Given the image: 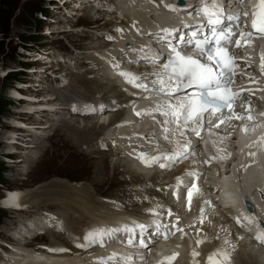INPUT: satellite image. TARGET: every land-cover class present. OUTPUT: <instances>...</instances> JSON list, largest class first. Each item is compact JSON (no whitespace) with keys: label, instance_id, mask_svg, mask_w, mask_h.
<instances>
[{"label":"bare ground","instance_id":"bare-ground-1","mask_svg":"<svg viewBox=\"0 0 264 264\" xmlns=\"http://www.w3.org/2000/svg\"><path fill=\"white\" fill-rule=\"evenodd\" d=\"M86 1H87V3H89L91 5L89 7V9L87 11H82V9H78L75 12L76 15L77 14L83 15V18L85 20L92 19V20L98 21L97 25H95V23L93 24L94 26H100V25H103V26L108 25L109 26V27L108 26L106 27L107 30L102 31V35L99 36L96 34L95 37H94V35L90 36V37L94 38V40H92V42H94L93 44H92V42H87V44L90 43V45H92L91 49H93V53L88 54V56L86 55L87 56L86 58H87V60L90 59L92 62H94V64H93L92 68L90 67L89 70L86 69V71H87V73H90L89 75H93V77H92L93 80L87 79V77L77 78L76 82L73 81L74 83H72V85H70V86L67 85L66 87H63V89H66V88L72 86L70 91H72L73 95H69L66 92L62 93L63 91L60 90L58 88V86H57V88L59 89V92L56 91L55 89H57V88L53 87V84H55V81L51 78V74H45L42 72V73H40L41 77L35 79L32 82H28L29 84H35L37 88H32V89L28 88L27 89V87H25V88L23 87V84H22V88L25 90L36 89V90H39L42 92H48L46 94L39 95L41 97V99H45V100L37 102V103H32L34 105H32V104L31 105L33 107L46 105L45 107H47L49 109H50V105H52V104L58 105V106L63 105V107H58V108H56V106H53L54 109L61 110L60 111L61 113L65 112V110H68V113H69V110H70V111H72V113H75L76 116L78 115V116H82V117H86V118L87 117L92 118L93 112L83 111L84 108L87 107V108L97 109V110H99L98 108L105 107V106H108L110 108H116V110H114V109L109 110V111L114 110V112L112 114H109V115L107 114L108 116H106V114H105L106 112H108V110L96 111L98 117L93 118L92 124L90 123L91 121H89V122H87L88 124H86V125L81 124V126L83 125L82 127L80 126L81 128L76 124V123H79V117H76L77 118L76 121L73 122L71 120L72 118L66 117V116H68L67 114H65L66 116H60L59 115L61 118L59 117V119L56 122L52 121L51 123H49L48 121H43V122H39V124H37L38 127L45 126L46 124H49L50 127L54 126L52 128V131H54V132L60 131V133L57 134V138L61 137L63 134H64V136H66L65 140L68 141L67 146H70L71 143H74V144H76L77 147H79L81 149L88 148L89 151L91 152L90 153L91 156L93 155L96 158H101L103 160V163L105 162L103 167H102V169L105 170L106 165L108 163V159L112 155V153L114 154V151L117 149V147H116L117 145L115 144L114 147L112 148L110 145H108V144H111L108 141V137L107 138H105V137L99 138L98 137L103 132L105 127L108 128L110 125V123H109L108 125L105 126L103 123L102 124H101V122L99 123V120L100 119L105 120L106 117H108V118H110L109 119L110 122L114 121V120L118 119L124 113V111H128L129 115H131V113H130L131 107L128 106L127 104L129 102V100L131 98H133V92H131L130 90H128L126 88L118 86L116 83H114V82H117L115 80L113 82L109 81L111 79H109L107 75L106 76L104 75L102 55L103 56L106 55L104 53V51L109 50L112 44L116 45V42L112 38H109L108 33L112 34V36L116 37L117 39L122 38V36L120 35V33L114 32L113 28L115 27V25L118 26V24H116L117 22L116 23L113 22V20L111 19L112 18L111 15H110L111 17L109 19H107V17H106V19H105L106 21L103 22L102 19H104V15H99L100 14L99 13L98 15L94 16V13L91 12V10L95 9L98 12H101V11L107 12L106 10L109 9V7H111V6L109 5V3H107V0H86ZM117 1L118 2H114V5L112 3V6H113L112 9L115 10L112 12L113 13L117 12L119 15H122L123 19H121L119 21L121 23L120 26L123 27L122 32L124 34H127L125 32V29H124L125 27L123 26V24L127 25L129 18H128V15H124L121 10H126L127 12L130 13L131 9H134L137 12H140L141 16L145 17L144 11L145 12H147V11L151 12L152 11L151 8L157 9L156 3H158L160 0H117ZM162 1L166 5H172L173 6L172 0H162ZM221 1H223V0H220V2ZM71 3H73V4L70 5V7L71 6L74 7V6L78 5V0H75V1L73 0ZM117 8H119V11L117 10ZM170 12H171V10H169L168 7H167V9H161V11H160L161 14L158 15V18L161 19V18H163V15H165L166 13H170ZM117 16H116V19H118ZM108 17H109V15H108ZM62 19H64V17H61V18L57 17L55 20H57V21L61 20L62 21ZM134 25L137 26V24H134ZM66 27H67V25H64V24L61 25L60 24L59 26H55V27H52L50 29L55 31V32H53V34L56 33L59 35L60 32L61 33L63 32L62 29H65ZM127 29L129 30V35L130 34L135 35L134 27L129 26ZM101 41H103L104 44L100 43ZM263 41H264V38H263ZM98 43H99V45H98ZM246 46L248 47L249 45H246ZM97 48H100L99 51L97 50ZM89 49L90 48L86 49V51H92ZM96 51H98L97 52L98 55H97ZM114 51H116L117 54L119 53V49H117V48H115ZM125 51H128V49ZM50 56L51 55H47V57H45V58H49ZM52 56H54L55 58H60V56L56 57L55 54ZM64 57H63V59H65ZM65 60H66L65 62H67V59H65ZM248 61H256V60H255V58L249 56ZM44 65H46V67H50V68L55 67L54 65L50 66L46 63ZM34 69L43 70L45 68H43V67L40 68L37 66ZM66 71L70 73L72 70L65 69V73H64L65 76L67 75ZM145 75L148 76L147 73H145ZM59 77H61V76H59ZM59 80H60V78H58V81ZM241 87H242V85L239 86V88H241ZM135 91H137V90H135ZM24 93H26V91ZM259 93L261 95H264V90L260 91ZM19 94H23V92L21 93L19 91ZM23 97H25V95L21 96L20 101H21V99H23ZM72 98L74 99V101ZM134 98L142 99L143 96L142 97L136 96ZM16 101L19 104V101L14 99L15 103H16ZM245 101H246V99H243L242 103ZM72 106H74V107H72ZM29 108H31V107H27L23 111L21 110L22 112H16V114L13 116L14 118L11 121L12 124L11 123H4L2 125L5 129H7V130L9 129L12 131L11 135L13 134V132L16 133L17 136H15L14 138L10 137L11 140L9 139L10 143L14 139V145H16L17 142L18 143L24 142L26 144H28L29 142H33L35 145H37V143H36L37 139L46 137V133H45V135L42 136V134H40V133L37 134L38 133L37 131H33L32 132L33 134H32L30 130H28V132H27L23 129L21 130L20 127H17V126L14 127V125H13L15 122L14 119L19 120L20 122L24 121V123H25V120L31 118L33 124L38 122L37 119L32 118L33 113L29 112ZM61 108H65L64 111H62L63 109H61ZM50 110H53V109L51 108ZM46 113H48V112L45 110L44 111L42 110L39 112V114L41 116L48 115ZM37 116H38V114H37ZM129 119L134 120V119H132V117H129ZM135 123H142V122L141 121H139V122L132 121L131 124H128L126 127L128 129H132L133 126L135 125ZM146 123L148 126H150L151 129L155 130V128H158L154 124L152 125L151 122H146ZM254 123H255V120H252V119L247 120V121L245 120V124L248 125L249 128L252 127L254 125ZM234 125L235 124L233 122L228 121L227 124H221L220 127L223 128L225 130V132H227ZM96 127H98V129H97V131L95 130L96 132H94L93 130ZM41 131H43V132L46 131L48 133L49 130H47V128H42ZM91 131H93V132H91ZM66 132H68V135L73 136L72 140L69 139V136L66 134ZM155 132L157 133L158 131H155ZM7 134H8V132H7ZM48 135H49V133L47 134L46 138H50V136H48ZM213 135H214V133L210 132L208 134V136L205 137L204 139L207 140V142H208L209 138ZM128 136H129L128 142L125 145H128V143L130 145H132V143L136 140L137 137L135 135H128ZM24 137L26 138V140H24ZM59 140H60V138H59ZM113 140L118 143V141L120 139L118 137H115V138H113ZM107 141H108V144H107ZM121 142H124V140H121ZM227 142H229V141H227ZM6 143H7V141H6ZM101 145H106V146L102 147ZM224 146H226V145L223 144V147ZM64 147H66V146L63 145V147H60L58 149L56 148L57 150L55 152V156H57L60 152V149L64 148ZM14 148H15V146H14ZM124 148L128 149L127 146H125ZM210 148H212V147L209 146V149ZM243 148H244L243 152L251 151L252 150V143H249V142L245 143L243 145ZM256 149L257 148H255V145H254L252 151L255 152ZM22 152H26V150L24 149V150H22ZM27 155L30 157L34 156V154L31 153L29 150H27V154H25L24 156H27ZM244 156H246L245 153H244ZM69 157H74V156H69ZM115 158L116 159L114 160V163H113L114 167H115L114 173L109 179H108V177H106L105 181L114 182L115 176L116 175L120 176V179L113 185V187H111V189L117 188L120 190V192L118 193V196L117 197H108V199L117 200L119 202V205L118 204L115 205L112 203L110 204L107 202L104 203V202H101L99 200L97 201L92 196L93 195L92 192H89L86 188H82L80 190H75L72 187L68 186L67 181H66L67 183L66 182H55V181L51 182L50 184H52V185H49V187L47 185V187H48L47 190L43 189L40 192L37 190L36 192H34L33 195H29L28 198L22 197L20 194V197L16 203H14V201H15L14 198L18 195L17 192H14V193L10 194L9 196H7L5 198L6 199L5 204L10 203L12 205V207L15 205L14 207L18 210H16V211L14 210V211L18 212V213L20 210H23L22 212L25 211V209L27 208V207H24L26 202L27 203L28 202L33 203L34 200L38 199L40 203L44 204L47 202V204L52 206L53 209L56 208L58 211L59 210L61 211V214L65 212L67 215L64 218H62L64 220H62L61 217H59L57 220H55V222H52V221L49 222L48 220H46L47 218L42 217V215H37V214L29 217L28 219L22 218L24 221H23V223H21V222L18 223L17 226H19V228L17 230H15V231H17V233L16 234L12 233V232L9 233V235L11 234V236H12L11 239L13 238V240L15 242H12L11 244H9L10 242L3 244L6 246V250H8V252H10L14 255L13 259L6 260L5 264H44L43 261L39 260L40 258H42L44 260H47V258H51L53 261H58L60 264H66V262H69L71 264H100L99 260H106L107 264L115 263V262H113V260L112 261L108 260L110 255L105 256L106 258H104V259H102L101 256L95 255L93 253L90 256H88L87 254L90 252V250L86 249L85 247H78L77 245L83 244L84 243L83 236H85L86 234H88L92 230L98 229L100 226H102V224H106L108 226V228L117 227L121 221L122 216L129 214V213H132V212H129L130 210L126 211L125 210L126 208L124 209L125 201L127 199L130 200V203L132 202L133 208L141 209V210L143 208L144 212H146L145 209L147 211H149L151 209H154V207L157 209H163L164 207L167 206V213L168 214L172 213L171 220L174 223H176L175 228H174L175 233H178L180 226H182L183 227L182 228L183 229V231H182L183 235L187 234L185 236V238H183V240H182L183 241L182 243H185L190 248V250H188V254L186 256L185 264H236V262H229V261H233L230 258H228L224 262L221 258V257L226 258L224 255H213V253L216 251V249H218V246L220 248L222 247V245L223 246L224 245L231 246L234 244L233 242L235 240H236V242L239 241V245L241 242V243H244L245 246L246 245L250 246V247L248 246L250 248V250L247 251V252H249V251L250 252L246 253V254L250 255V253H251V254H253V257H250V256H252V255H250L249 258L246 259V260H249L252 258L250 262H248V263L246 262L247 264H264V247H262V245L259 246L260 248L258 249L256 247L257 244L253 243L252 241H249L247 239L248 236H245V234L242 231H239L235 228L234 229H235L236 234L233 235L232 237H230L228 235L229 228L233 227V225L231 224V222L233 223V220H231V217L229 216V214L226 213L227 209L220 208V206L214 202V199H212L211 197L209 198L210 202H211V206H209L208 203H206V205H205V204H201V203L194 201L195 203L200 204L196 208H194V205H192V204H190L189 207L178 208L176 202H174L175 200H173L171 197L169 198V196L172 195V193L174 194L175 197H177L176 196V194L178 193L177 189L179 188L177 178H183L184 180H186L187 178H189L186 176L187 172L197 173V172H195V168L198 165L197 163L185 164L181 167L177 166V169L171 170V171H169L170 169L167 168V169L163 170L161 173L155 172L153 174L151 172H148L147 174L146 173H138L137 174L136 171H132L128 167H126V169H124L122 166L120 167V164H121L124 156L120 155V156L115 157ZM211 158L215 161L216 155L211 156ZM16 159H19V157H16ZM26 159L27 158L24 157L23 160H21V161L24 162ZM138 159L141 160L140 157ZM129 160L131 163L138 165V163L135 159L130 158ZM16 161L17 160H15V162ZM21 161H19V162H21ZM252 163L253 164L251 165V169L249 168L245 172L240 173L239 175L244 176L246 172L253 171L252 169L256 168L255 159H252ZM17 168H18V164L12 165L11 166V172L12 173H15V172L18 173L19 169H17ZM100 173L101 172H99V174H97L95 176V178L101 177ZM140 174L143 175L146 179H144ZM231 174L234 176L236 174V172H232ZM64 180H66V179H64ZM223 181L225 182V184H227L230 182L233 183V181H235V179L234 178H226V177L224 179H220L219 182L222 186L224 184ZM147 182H148V184H145ZM103 184H104V182L102 180H93L91 182L90 186L93 187L94 194L97 192V189L102 188ZM126 184H129L130 187L127 188ZM151 185H154L153 188L159 187V189L158 190H152ZM97 194L101 195L100 193H97ZM144 194H148L149 197L155 196V195L157 196V194H159L163 197L168 196L167 197L168 199L164 198L162 200H156V201L153 200V203L150 204L149 206L146 204H148L150 202L145 203L146 202L145 201L144 203L139 204V203H137V201L136 202L134 201L135 199H132V198L137 197V196L142 197ZM54 199H57L58 202L56 201V203L55 202L51 203V201ZM137 199H140V198H137ZM144 200L145 199H143V201ZM177 201H179V200H177ZM263 202L264 201L262 200L261 203H263ZM127 205H128V203H126V206ZM42 206L37 205V203L33 204V207L35 209H39ZM262 208H263V206H262ZM108 210H109V212L112 211L111 213H108L109 215L112 214V216L104 217L102 213L105 211H108ZM141 210H138L137 213H136V211L133 213L134 214H141L139 216H141L142 218H145L146 215L144 212H142L143 210L142 211ZM71 211L74 212V214H71L70 213ZM45 213H47V212H45ZM59 213L60 212H58V214ZM43 214H44V212H43ZM107 215H105V216H107ZM158 217L162 218V214H160ZM87 220H89V221L87 222ZM45 221H48V224H50L51 226H48L49 228H47L43 232H40V233L37 232L36 236H32V237L35 239V238H41L43 236H46L50 239H57L58 241L55 244L53 243L52 249L49 250L50 255L37 254V253H35L36 252L35 249L28 250L26 248L27 243L30 242V240H28L29 238L27 237V234L29 235V232H31V228H39L40 226L43 225V223ZM57 221H59V222L56 223ZM242 221L248 222L247 219H245L244 217H242ZM89 223H92V224H91V226L88 227ZM22 225H23V227H22ZM83 225H85V228L82 227ZM62 226L67 228V231H69V232L71 231V233L73 235H71V237H69V238H65L64 236H62L63 234H59V233L57 234L56 231H58V229H60ZM209 226L213 230L217 231L216 233H218L219 239L222 238L223 240L221 241L220 245H218V244L213 245V243L210 242V240L209 241L207 240L208 245L206 246V248L201 249L199 247V244H198L201 241V239L204 238V234H202L201 232L204 233L205 231H207L209 229ZM192 228H194V229L192 230ZM194 231L196 233H198L197 236H195V235L191 236L192 232H194ZM16 236H20L21 241L23 240V242L20 241V238L19 239H18V237L16 238ZM225 241H227L228 243L226 244ZM213 242H215V241H213ZM0 245L2 246V242L0 243ZM18 245H20V246H18ZM75 245L77 247H75ZM115 245H116V243H114V241L107 240L106 244L103 246L109 247V246H115ZM244 248L246 249V247H244ZM197 252H201V253L198 254ZM245 252H246V250H245ZM196 253H197L198 257L196 256ZM235 253H236V251H235ZM32 254H34V255H32ZM1 255H2V253H1ZM31 255L35 258V260H33V261L29 260V257ZM210 255L212 256L211 261H209ZM240 255H244V254H240ZM201 256L203 258H201ZM244 256H246V255H244ZM6 257H8V256H6ZM189 257L192 259V262L190 261L188 263L187 259ZM245 258L246 257H244V259ZM241 259L243 260V258H241ZM246 263H243V264H246ZM133 264H139V263L137 261H133Z\"/></svg>","mask_w":264,"mask_h":264},{"label":"rangeland","instance_id":"rangeland-1","mask_svg":"<svg viewBox=\"0 0 264 264\" xmlns=\"http://www.w3.org/2000/svg\"><path fill=\"white\" fill-rule=\"evenodd\" d=\"M72 1L73 0H0V101L2 103H4V102L9 103L7 105L6 111L0 114V170L1 171L3 170L2 176H1L2 178H0L1 179L0 180V182H1L0 183V196L3 195V191H4L3 188H5V186H8L9 188H13V187L18 186V188L21 191V196L28 198L29 195H33L34 192H36L37 190L39 192L43 189L47 190L49 185H52V184H50L51 182H54V181L55 182H66L67 181L68 183L67 182L66 183L68 184V186L72 187L75 190H80L82 188H86L89 192L93 193L92 196L97 201L99 200V201L104 202V203L107 202L110 204L112 203L115 205L116 204L119 205V202L117 200L108 199V197H117L118 196V193L120 192V190L117 188L111 189V187H113V185L120 179V176L116 175L114 182L105 181L106 177H108V179H109L114 173L115 167H114L113 163H114V160L116 159L115 157H118V155L115 152H114V154L112 153V155H111L113 158L112 165H110V163H109V160H110V157H109L108 163L106 165V169L104 170V169H102V167H103L105 162L103 163V160L101 158H96L93 155L91 156V154H90L91 152L89 151L88 148L81 149V148L77 147L76 144H74V143H71L70 146H67L68 141L65 140L66 136H64V134H63L61 137L57 138V134L60 133V131H55V132L52 131V128L54 126L50 127L49 124H46L45 126L38 127L37 124H39V122L48 121L49 123H51L52 121H54V119H52L53 117H56V116H54V112H57L55 114H59V113H61L60 112L61 110H58V109L57 110L56 109L50 110L49 108L46 107L45 109H43V111L44 110L47 111L48 113H46V114H48V115L41 116L39 114V112L35 113V112L31 111L29 108V112L33 113L32 118L38 120V122L35 124L32 123L31 118L25 120V123H24V121L20 122L19 120L14 119L15 122L18 121L20 123H24V125H28V124L32 125L30 128L34 129V130H31V131L32 132L37 131L38 132L37 134L40 133V134H42V136L45 135V133H46V137H47V134L49 132L52 133V135H48V136H50V138L43 137V138L37 139V142H36L37 145H35L33 142H29L28 144H26L24 142H21V143L17 142V144L14 145L13 144L14 139L10 143L11 139H10L9 134H11L12 131L9 129L8 130L5 129L2 126L4 123H11L12 119L14 118L13 116L16 114V112H22L27 107L32 108L33 107L32 105H34L32 103H37V102L45 100V99H41V97L39 95L48 93V92H42V91H39L36 89L25 90L22 88L20 90L21 93L23 92V94H21V96L25 95V97H23V99H21V101L18 100L19 104L17 101L15 103L9 97V95H13V92L9 88V85H7L6 79H3V75L6 71H8V70L13 71V72H11L10 75H14L15 80L18 82H21L23 84V87L24 88L27 87V89L28 88H31V89L37 88L35 84H29L28 82H32L35 79L41 77L40 73L43 72L45 74H51V78L55 81V84H53V87L57 88V86H58V88L63 91L62 93L66 92L69 95H73L72 91H70L72 86L68 87L66 89H63V87H60V85H58V78L57 77L61 76V78H63L68 83L67 84L68 86H70V85H72V83L76 82V79L79 77H82V78L87 77V79L93 80L92 79L93 75H89L90 73H87V71H86V69L89 70L90 67L92 68V66L94 64V62H92L90 59L87 60V58H86L88 56V54L93 53V49H91L92 45H90V43L87 44V42H92V40H94L93 37H90L92 35H94V37L96 34L99 36L102 35V31L104 30L103 27H106V26L105 25L104 26L100 25L101 27L100 26H94L93 24L95 23V25H97L98 21L92 20V19L85 20L83 18V15H81V14L76 15L75 12L78 9H82V11H87L89 9V7L91 5L89 3H87L86 0H78V5H76L74 7L73 6L70 7V5L73 4V3H71ZM110 1H112V0H110ZM115 2H118V1L115 0ZM112 3H114V1H112ZM110 6H112V5L110 4ZM112 11H115V10L112 9ZM112 11L110 13H108L109 11L98 12L95 9L91 10V12L94 13V16L98 15L99 13H100L99 15H104L105 17H107V19H109L112 16L111 19L115 23L117 22V20H119V21L121 20V19H119L120 17L123 19L122 15H119L117 12L113 13ZM108 15H109V17H108ZM116 16L118 17V19H116ZM10 17H11V19H10L11 23L8 24V18H10ZM57 17L58 18L64 17V19H62V21L61 20L57 21V20H55ZM60 24L61 25L62 24L67 25V27L65 29H62L63 32L62 33L60 32L59 35L56 33L53 34V32H55V31L51 30L50 28L55 27V26H59ZM93 43L94 42H92V44ZM100 43L104 44L103 41H101ZM98 45H99V43H98ZM8 48H9V50H8ZM88 48H90L89 50H92V51H86V49H88ZM99 49L100 48H97L98 51H99ZM98 51H96V52H98ZM54 54L56 57L60 56V58H55L54 56H52ZM47 55H51V56L49 58H45V57H47ZM63 57L65 59H67V62H65L66 60L63 59ZM45 63L50 65V66L54 65L55 67H53V68L52 67L51 68L46 67V65H44ZM37 66L40 68L43 67L45 69H43V70L34 69ZM65 69H69L72 71L70 73L66 71L67 75L65 76L64 75ZM66 86H64V87H66ZM58 88L55 90L59 92ZM25 91H26V93H24ZM73 101H74V99H73ZM23 107H26V108L24 109ZM58 107H63V105L62 106L57 105L56 108H58ZM61 109H63L62 111H64L65 108H61ZM111 109L116 110V108L106 107V109L104 108L102 111L108 110V113L107 112L106 113L109 115V114H112L114 112V110L109 111ZM70 112L72 113V111H70ZM37 114H38V116H37ZM107 114H106V116H108ZM7 115H9V117ZM67 115L68 116H66V117L72 118L71 120L73 122L76 121V119H77L76 117H79V123H76L79 127L81 126V124H85V125L88 124L87 122H89V121H91L90 123L92 124L93 118L98 117L97 115L94 116V114H93L92 118L91 117L86 118V117H82V116H78V115L76 116V115L68 114V113H67ZM20 128H21V130L23 129L27 132L29 130V127H28V130L26 127H23V126H21ZM42 128H47V130H49L48 133L46 131L45 132L41 131ZM97 129H98V127L94 128V130L93 129L92 130L94 132H96ZM93 131H91V132H93ZM7 132H8V134H7ZM66 134L68 135V132H66ZM15 136H17V135H15ZM68 136H69V139H71V140L73 139L72 135H68ZM59 138H60V140H59ZM24 140H26L25 137H24ZM6 141H7V143H6ZM63 145L66 147L61 148L59 154L57 156H55L56 150L60 147H63ZM14 146H15V148H14ZM101 146L103 147V145H101ZM11 149L15 153V154L13 153L14 154L13 158L15 157L14 159H16V157L27 158L24 162L21 161L22 163L20 162V164H18V168H17V169H19L18 173L17 172H15V173L11 172V166L17 165V161L15 162V160L13 159L14 161L12 163H10L11 165H7L6 163H4L3 159L1 158L2 152H5L6 150H11ZM24 149L26 150V152H22V150H24ZM27 150H29L31 153H33L34 156H32V157H30L28 155L24 156L25 154H27ZM69 156H74V157H69ZM121 166L123 167L122 163L120 164V167ZM169 171H171V170H169ZM99 172L102 173V174L100 173L101 177L95 178V176L97 174H99ZM64 179H66V180H64ZM93 180H102L104 182V184L102 185V188L97 189V192L95 194L93 191V187L90 186V184ZM145 184H148V182ZM47 185H48V187H47ZM154 185H151V189L152 190H158L159 187L153 188ZM126 187L129 188L130 185L126 184ZM97 193H100L101 195H98ZM144 195L142 197L137 196V197H134L132 199H135L134 201L135 202L137 201V203H139V204L140 203L142 204L145 201H146L145 203L150 202V203L146 204L148 206L153 203V200L154 201L162 200L164 198L168 199L167 198L168 196L163 197L159 194H157V196L155 195V196H150V197L148 194H144ZM137 198H140V199H137ZM169 198H170V196H169ZM143 199H145V200L143 201ZM56 201H57V199H54L51 201V203L52 202L56 203ZM35 203H37V205H41V206L43 205V206L39 209H35L33 207V204H35ZM126 203H128V205L129 204L130 205L126 206ZM24 207H27L25 209V211L22 212L23 210H20L18 213L15 211H8V210H6L0 206V243L1 242L8 243V242H6V240H9V242H10L9 244H11L12 242H15L13 240V238L11 239L12 236H11V234L9 235V233H11V232L15 233V234L17 233V231H15V230L18 229L17 225L19 222L23 223L24 220L22 218L28 219L29 217H31L33 215H36V214L41 215L42 214V217H45V218L48 217L52 220V222H55V220H57L59 217H61V219H62L67 215L65 212L61 214V211L60 210L58 211L56 208L53 209V207L50 206L49 204H47V202L44 204L40 203L38 199L34 200L33 203H29V202L27 203L26 202ZM124 209L126 211L130 210L129 212H132V213L135 211L137 213L138 210H141V209L133 208L132 202L130 203L129 199H127L125 201ZM142 210L141 211L144 212L143 208H142ZM43 212H44V214H43ZM45 212H47V213H45ZM58 212H60L59 213L60 215L58 214ZM111 212L112 211L109 212V210H108V211L103 212L102 214L104 217H109V216H112V214H110V215L108 214ZM148 212H150V210ZM70 213L74 214V212H72V211ZM43 215H45V216H43ZM105 215H107V216H105ZM46 220L49 221V219H46ZM62 220H64V219H62ZM48 221H45L42 226L49 225ZM88 221L89 220H87V222ZM49 222H51V221H49ZM58 222L59 221H57L56 223H58ZM91 224L92 223H89L88 227L91 226ZM40 227L36 228L37 231L43 232V231L38 230V229H42V227L41 228ZM66 229L64 227L63 233L60 232L59 230L56 231V233L57 234L58 233L63 234L62 236H64L65 238H69L73 234L71 233V231L69 232ZM43 230H46V229H43ZM216 232L217 231L213 230L210 226H209V229L207 231H205L204 233L201 232L202 234H204V238H202L203 240L201 239V241L198 243L199 247L201 249L206 248V246L208 245L207 242L209 240H210V242L213 243V245L214 244L220 245L221 241L223 239L222 238L219 239L218 233H216ZM36 234L37 233H34V228H31L30 234L27 235V237L29 236L28 240H30V242L28 243L27 246L35 245L34 242L36 240L42 239V240H45V242H47L49 244L48 247H50V250H51L52 246H50V245H52L53 243L55 244L58 241L57 239H50L46 236H43L41 238H35V239L33 237L32 238L30 237V236H36ZM235 234H236V232H235L234 227H230L228 230V235L230 237H232ZM214 236H217V237L215 238ZM17 237H18V239L20 238V236H16V238ZM49 240H50V242H49ZM20 241H21V238H20ZM213 241H215V242H213ZM21 242H23V240ZM233 243L234 244L231 246H228V245L223 246L222 245L221 248L218 246V249H216V251L220 250L221 253H227L231 260H233V259L235 260L236 264H243L246 262L247 263L250 262L252 258L249 260H246L249 258L250 255H252L250 257H253V254H251V253H250V255L246 254V253L250 252V251L247 252L248 250H250V248H249L250 246L249 245L245 246L244 243H241V242L239 245V241L236 242V240ZM18 246H20V245H18ZM259 246H261V245L257 244L256 247L259 249L260 248ZM75 247H77V246L75 245ZM244 247H246V249ZM4 248H5L4 250L6 251L5 245H4ZM245 250H246V252H245ZM235 251H236V253H235ZM197 253L200 254L201 252H197ZM197 253H196V256H197ZM231 253H232V255H231ZM240 254H244L246 256L240 255ZM244 257H246V258L244 259ZM201 258H203V257L201 256ZM241 258H243V260ZM227 259H228V257L222 258V260L224 262Z\"/></svg>","mask_w":264,"mask_h":264},{"label":"snow or ice","instance_id":"snow-or-ice-1","mask_svg":"<svg viewBox=\"0 0 264 264\" xmlns=\"http://www.w3.org/2000/svg\"><path fill=\"white\" fill-rule=\"evenodd\" d=\"M242 3V0H234L232 4H228L227 0L222 4L220 0H200L199 6L195 9L196 14L201 17L203 23L198 27L184 25L186 28H192L189 33H184L179 37L178 43L181 47L171 46L168 38L174 33L179 32V29H163L160 34L154 35L159 41L169 43L171 48V57L168 58L167 63L162 64V71L152 73L154 77L150 82H143L142 78L132 73L120 72L119 75L124 77L126 81L134 87L141 88L153 94L160 95L162 99L156 103L155 111L165 117L162 124L166 125L164 128V139L169 140L170 136H178L183 138L185 130L190 131L193 135L199 137L200 129L204 126L206 114L208 116L215 115L218 111L228 108L234 112L232 105L236 99L240 98L239 92H233L231 86L233 84L234 69L236 67L235 57L232 53V48L242 47L241 41H245L252 33L244 32L243 30L235 31L227 21H240L242 17H247V12L236 11L230 9ZM171 11H177V8L172 5H167ZM261 9L257 12L252 11L251 26L253 29L257 28V18L259 17L261 23H264V0H260L257 5ZM205 29L207 32L205 33ZM264 31V29H261ZM142 51V50H141ZM191 52L193 54H184ZM149 62L159 65L161 62L157 61L155 57H145ZM262 69H264V53L261 54ZM119 67V65H116ZM146 80V78H144ZM184 89H192L190 93H185L183 96L177 95ZM137 115H140L138 112ZM264 116V113H261ZM231 118V117H229ZM243 119V117H237ZM248 119H252L251 115ZM223 121H221L222 123ZM218 127V125H216ZM180 149L173 151L171 154H165L164 158L167 160H176L187 151L191 150V142L185 141L180 143L179 139L175 141ZM195 155V153H192ZM255 155V153H250ZM160 156L151 157L152 162L160 160ZM146 166H151L149 160L141 157ZM169 165L161 163L160 167L167 168ZM187 177L193 178V183L188 186L187 196L189 200L193 195V189L196 193H200V189L195 184V173L187 172ZM178 179V186L184 184L183 178ZM264 195V192H262ZM206 203H210L206 201ZM252 223V220L245 217ZM135 227L127 225L120 228L111 229H95L85 235L84 239L90 244H100L103 246L105 238L114 233L125 232L129 234L127 243L132 245L136 242V229L140 230L139 246L145 248L148 246L143 239L145 226L143 224H136ZM237 223L240 224L239 218ZM243 226V225H241ZM260 227L264 228V224ZM157 234H159V225H157ZM260 243L264 244V232H260L255 237ZM227 244L228 242L225 241ZM78 247L87 246L85 244H78ZM118 254L113 253L108 260H115ZM213 255H224L229 257L227 253H221L217 250ZM172 257H165L164 260L174 259ZM120 264H133V256L127 255L120 257ZM212 256H209L211 261ZM100 264H107L106 260H101ZM159 264H163L160 261Z\"/></svg>","mask_w":264,"mask_h":264},{"label":"trees","instance_id":"trees-1","mask_svg":"<svg viewBox=\"0 0 264 264\" xmlns=\"http://www.w3.org/2000/svg\"><path fill=\"white\" fill-rule=\"evenodd\" d=\"M11 17L10 18H8V24L9 23H11ZM8 50H9V48H8ZM11 72L12 71H9V72H7V74H6V76H4V78L3 79H6V83H7V85H11L12 84V82L15 80V76L14 75H10L11 74ZM1 102V101H0ZM9 103H7V102H4V103H0V114L1 113H3V112H5L6 111V109H7V105H8ZM2 172H3V170L1 171L0 170V178H2L1 176H2ZM1 180V179H0ZM1 183V182H0Z\"/></svg>","mask_w":264,"mask_h":264},{"label":"water","instance_id":"water-1","mask_svg":"<svg viewBox=\"0 0 264 264\" xmlns=\"http://www.w3.org/2000/svg\"><path fill=\"white\" fill-rule=\"evenodd\" d=\"M248 208H250V207L248 206Z\"/></svg>","mask_w":264,"mask_h":264}]
</instances>
